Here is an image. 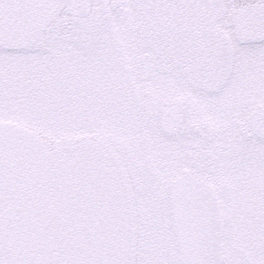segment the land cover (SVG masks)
<instances>
[{"label":"snow or ice","instance_id":"6c2138e0","mask_svg":"<svg viewBox=\"0 0 264 264\" xmlns=\"http://www.w3.org/2000/svg\"><path fill=\"white\" fill-rule=\"evenodd\" d=\"M53 2L0 0V52L34 42L32 10ZM208 4L228 11L234 27L219 30L183 69L199 87L222 86L210 107L207 140L188 148L202 171L171 185L174 232L157 227L153 187L139 205L148 216L144 247L138 248L121 171H97L95 150L85 146L72 157L35 154L39 135L20 131L9 140L0 119V264H264V0ZM56 43L63 47L62 39ZM169 111L175 117L176 109ZM224 182L250 187L241 195L255 220L214 231L213 190ZM239 203L234 198L226 207Z\"/></svg>","mask_w":264,"mask_h":264},{"label":"flooded vegetation","instance_id":"af4514ba","mask_svg":"<svg viewBox=\"0 0 264 264\" xmlns=\"http://www.w3.org/2000/svg\"><path fill=\"white\" fill-rule=\"evenodd\" d=\"M90 2L91 13L87 17L96 22L98 30L100 27L101 30L104 29L103 32L107 34V37L101 33L99 45L92 44L90 50L84 52V55L88 54L87 58H84L88 61L84 68L93 72L103 67L113 68L121 76L122 87H126L134 102L131 103L132 108L130 111L128 109L127 114H125L124 106H121L123 103H119L112 109L104 105L105 109L112 110L115 114L118 112L120 114L121 111V116L110 114V117H104L105 109L103 107L100 110L95 108L94 112L97 117H100V123L96 127L98 129L94 128L91 132L78 136L84 138L101 136L108 139L124 161L135 193L139 241L140 248H142L148 213L143 211L139 205L141 201L148 198V193L152 190L146 193L142 186L143 181L147 180V176L155 175L156 163L161 157L169 165H174V171L177 170L174 176L170 177L169 182L157 188L158 199L155 204L159 221L157 227L163 228L171 235L173 232L168 207L169 183L173 178L186 171L194 175L202 171L191 162L192 157L188 148L189 145L203 144L207 140L211 127L210 107L215 101L216 92L199 90L184 82L168 63L161 61L146 50L139 37H129L127 42L130 43L132 50H130L131 56L128 58L130 54L125 51L126 49L120 47L117 37L114 38L113 33L118 26L113 21V15L123 16L126 13L123 0H90ZM237 2L243 4L244 0H237ZM60 17L59 24L56 27H51V37H42L37 44V49L31 51L34 56L38 50L43 54L47 52L48 56L41 54L39 62L44 63V70L48 69V72L42 71L43 67L34 64L36 70L31 71L29 79H32L37 86L43 84L51 87L47 102L49 108L46 110L49 119H51V128L71 131L73 115L75 117L80 115V107L84 104L85 99L82 98L83 93L79 92L80 87L73 85V80L76 82L78 75L74 79L73 73L68 71L71 62L67 59L66 63L64 57L59 53L60 47L54 48V46L57 45V40L62 39L63 43L74 41L87 49L88 43L97 42L98 37H69V33L67 34L65 31H70V34L74 33L73 18L65 11L61 13ZM221 23L228 27L232 25L229 21V12L226 10ZM120 29H124V26L122 25ZM61 35L64 37H58ZM109 38L112 40L111 45H109ZM121 45L122 47L126 46L122 41ZM50 51L51 54H49ZM10 56L24 60L27 51L1 52L2 59L4 58L6 61ZM82 60V58L77 60L75 58L72 62L76 64ZM10 68L14 69L15 67ZM15 69V78L9 73H5L4 79L9 83L15 82L17 85H23L24 79H27L24 75V68L16 67ZM43 74L47 75L41 76ZM123 91L125 92L124 89ZM122 98L128 101L127 104H130V97ZM95 103L97 105L100 102ZM170 108L176 109L175 117L170 113ZM100 129H105V131L100 133L98 131ZM51 137H68V135L51 134ZM162 147L164 149H161ZM214 191L220 206L222 230L228 229L237 221L249 224L255 220L251 209L246 208L243 203L245 196L241 195V193L245 195L250 193V187L224 182L217 184ZM234 198L240 203L230 211L226 205L230 204Z\"/></svg>","mask_w":264,"mask_h":264},{"label":"water","instance_id":"95a60500","mask_svg":"<svg viewBox=\"0 0 264 264\" xmlns=\"http://www.w3.org/2000/svg\"><path fill=\"white\" fill-rule=\"evenodd\" d=\"M133 1L139 34L145 40L148 48L155 54L171 62L179 70L183 78L193 84L183 69L190 60L194 61L202 54L204 45L215 40L217 32L221 30L218 26V20L223 14V7H213L208 4V0ZM64 4L68 5L69 11L77 15L84 14L87 9V0H54L53 3L39 4L32 10V15L35 16L38 22V31L34 42L29 43L27 47L13 48L6 46L4 49L15 50L31 47L41 37L42 32L48 28L51 21L57 18ZM175 37L180 38L176 39ZM221 86L222 84L220 82H216L215 84H209L206 88L197 87L213 91ZM3 124L5 137L9 140H14L15 133L20 131L25 132L29 136L37 134L13 121H3ZM79 146H85L95 150L98 164L97 171L101 173H111L113 170L121 171L129 186L128 192L133 202L132 191L124 164L117 156L109 141L96 137L78 139L76 141H62L51 146L47 145L39 137V140L32 147L35 154L43 152L55 157H72L74 153L80 150ZM184 176L190 175L185 174ZM213 200L212 227L214 231H221L218 206L214 194ZM170 211L175 229L174 213L171 204ZM132 223L135 225V216L132 218Z\"/></svg>","mask_w":264,"mask_h":264},{"label":"rangeland","instance_id":"374dc122","mask_svg":"<svg viewBox=\"0 0 264 264\" xmlns=\"http://www.w3.org/2000/svg\"><path fill=\"white\" fill-rule=\"evenodd\" d=\"M129 4L131 3L130 0H127ZM91 4V2H90ZM126 15H113V21L116 22L118 25V29L121 28L123 25L125 28L124 30L118 32L120 33V37H123L124 43L127 46L125 51L130 54L132 50L130 48V43L127 41L129 40V37H135V32L133 31V26H132V15L130 13V9L126 11ZM90 18L86 19V22H84V25L82 23L80 25L75 26L74 28V33L69 34V37H90V38H97V42H90L88 45H94L97 43L99 44V35L102 33V35H105L107 37V34H104V29L98 30V26L95 23V21H90ZM104 28V27H103ZM229 31V29H226ZM65 33L68 34V31L66 30ZM44 37H51V29L46 32ZM58 37H64L63 35L58 36ZM97 40V39H96ZM109 45L112 44V40L110 38L108 39ZM51 45V44H50ZM48 46V45H47ZM58 46L55 45L54 48H57ZM50 48V46H49ZM51 49V48H50ZM84 52H88L82 45L74 42V41H69L63 43V47H60V54L64 57L65 62L67 63V59L71 62L70 68H68L69 72L73 73L74 79L78 75V79H76L77 83L75 80H73V85L80 87L79 92L80 94L83 93L82 98L85 99L84 104L80 107V115L75 117L73 115V119L71 120V131L74 133L73 136H78L82 135L83 133L87 134L88 132H91L92 129L98 127V123H100V117L96 115L94 112L95 108H98L100 110L101 107H104L106 105L109 107V109H112L113 107L118 106V104H122L121 106H124L125 108V114H127L128 109L129 111L132 108L131 103L134 102L133 97L129 94V92L126 90V87H122V79L119 73L115 71L113 68H100L99 70L96 71H90V69L86 70V67L84 68V65L88 63V61L84 60V58H87L86 55H84ZM40 53L38 50L36 54V58L31 59L33 56L32 55H27L25 61L28 62L29 64L31 63H42L39 62L38 59H40L41 54L44 56H48V54ZM51 54V51L49 52ZM116 55V54H115ZM39 56V57H38ZM131 54L128 55V58H130ZM38 57V58H37ZM76 58H82V62L79 61L76 64L72 62ZM31 59V60H30ZM51 62V58H50ZM30 77V76H29ZM31 81V79H30ZM121 81V82H120ZM23 83L26 85L31 86V83L29 82L28 78L24 79ZM76 83V84H75ZM20 86L17 85L15 82H13L12 87L4 88L5 90H8V95L10 96L13 93V97L18 99V94L24 95L25 96V102H23V111L25 108L27 110L32 112L33 106L35 108H49V106L46 104L47 103V98L49 97V88L46 87L42 90H32V88H27V86ZM126 85V82H125ZM84 88V89H83ZM125 92L123 91V89ZM2 88H0V94L3 95L4 91ZM22 90V91H21ZM124 92V93H122ZM127 92V93H126ZM2 97V96H1ZM12 99V96H10ZM81 97V96H80ZM122 97L129 98L130 104H127V100H123ZM0 118L4 117H12V118H21L20 120L24 121H30L32 119L21 116L13 110V108H5L2 105V99H0ZM8 101V100H7ZM15 102V101H14ZM20 102V101H19ZM95 102H100L96 105ZM43 105H41V104ZM92 104H95L96 106H93ZM120 106V107H121ZM102 109V108H101ZM105 109L104 110V117H110V114L121 116V111L120 114L119 112L117 114L114 113V111ZM98 110V113H99ZM79 111V110H78ZM93 111V112H91ZM77 112V111H76ZM113 112V113H112ZM8 115V116H7ZM125 116V115H124ZM97 117V118H96ZM26 119V120H25ZM19 120V121H20ZM49 125L51 126L50 122H48ZM111 126V124H109ZM98 129V128H96ZM48 133V132H46ZM69 136V135H68ZM72 136V135H70ZM57 140V138H55ZM47 140V139H46ZM60 140V139H58ZM161 149H164L163 147ZM167 150L170 152V150L167 148ZM174 165H169L162 157L161 159L156 163V173L154 176H147V180L143 181V187L144 191L148 193L147 191H150L155 187L156 189L158 187H162L166 182H169L170 177L174 176V174L177 172V170L174 171Z\"/></svg>","mask_w":264,"mask_h":264},{"label":"bare ground","instance_id":"6f19581e","mask_svg":"<svg viewBox=\"0 0 264 264\" xmlns=\"http://www.w3.org/2000/svg\"><path fill=\"white\" fill-rule=\"evenodd\" d=\"M176 39H179L180 37H175ZM173 39V38H172ZM170 42V41H169ZM172 43V42H171ZM171 43H169L171 45Z\"/></svg>","mask_w":264,"mask_h":264}]
</instances>
